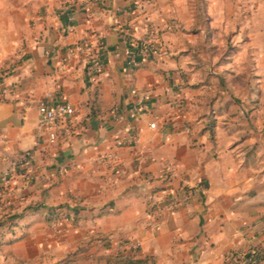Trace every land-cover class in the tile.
Here are the masks:
<instances>
[{"label":"crops","instance_id":"crops-1","mask_svg":"<svg viewBox=\"0 0 264 264\" xmlns=\"http://www.w3.org/2000/svg\"><path fill=\"white\" fill-rule=\"evenodd\" d=\"M0 92V264L264 247V0H0ZM63 101L51 144L38 106Z\"/></svg>","mask_w":264,"mask_h":264},{"label":"built area","instance_id":"built-area-1","mask_svg":"<svg viewBox=\"0 0 264 264\" xmlns=\"http://www.w3.org/2000/svg\"><path fill=\"white\" fill-rule=\"evenodd\" d=\"M152 28V33H154V28ZM146 43H142L140 48H145ZM77 48L80 52H86L89 49V44L87 40H81L77 44ZM134 61V59L131 58ZM101 63V53L97 52L96 57L93 59V66L97 69ZM1 94V92H0ZM38 113H39V124L38 127L41 130H44L46 133V137L48 142L51 144H57L60 142H64L68 139L72 132V124H73V117L75 115L74 107L66 102H59L55 106L49 105L47 102H41L38 106ZM111 117L113 119H117L119 117L118 110L115 108L110 111ZM151 127H154V123L150 124ZM32 160V153L29 151L25 153L24 160L21 163L24 166H29L30 161ZM11 177V170L6 168L0 172V184H6ZM168 208H174V200H171L168 204ZM155 213L154 211L151 212L153 216ZM60 218L54 220L57 221ZM138 240L130 241L128 244L129 247L135 248L139 245ZM249 256V260L252 264H262V256L264 254V247L262 248H249L245 253ZM243 254L237 257L238 261H242ZM235 259V264L236 261Z\"/></svg>","mask_w":264,"mask_h":264},{"label":"trees","instance_id":"trees-1","mask_svg":"<svg viewBox=\"0 0 264 264\" xmlns=\"http://www.w3.org/2000/svg\"><path fill=\"white\" fill-rule=\"evenodd\" d=\"M25 154L22 155L21 160H24ZM4 189V186L0 184V191ZM9 206H4L3 204H0V208H8ZM67 215V212L63 210L61 207H56L55 209L51 210V212L48 215L49 220H56L58 218H61L63 216ZM0 218V225H2L5 221L9 220L10 217H7L4 222H2ZM237 256L236 254H232L231 257ZM108 262L112 264H148V259H137L132 257L129 254L125 253H117V254H111L107 257ZM237 260V259H236ZM236 264H252V262L249 260V256L247 254H243L242 261H236Z\"/></svg>","mask_w":264,"mask_h":264}]
</instances>
